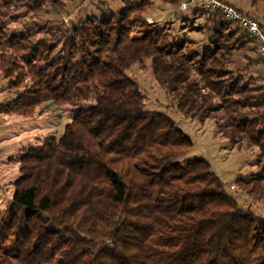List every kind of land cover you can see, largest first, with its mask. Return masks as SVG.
I'll list each match as a JSON object with an SVG mask.
<instances>
[{"label":"trees","instance_id":"obj_1","mask_svg":"<svg viewBox=\"0 0 264 264\" xmlns=\"http://www.w3.org/2000/svg\"><path fill=\"white\" fill-rule=\"evenodd\" d=\"M158 1L177 20L206 13V25L189 30L206 32L209 46L191 49L187 27L180 35L150 22ZM183 1L80 9L69 26L53 22L68 14L65 0L0 1V75L14 95L0 113L52 103L74 116L19 160L11 205L0 210V264H264V214L232 192L237 185L264 208V63L238 24L198 5L181 11ZM223 1L264 28V0L247 13ZM251 51L258 81L246 77ZM146 62L181 115L215 118L232 143L261 150L257 176L229 189L206 158L187 156L192 138L147 108L131 75Z\"/></svg>","mask_w":264,"mask_h":264},{"label":"rangeland","instance_id":"obj_2","mask_svg":"<svg viewBox=\"0 0 264 264\" xmlns=\"http://www.w3.org/2000/svg\"><path fill=\"white\" fill-rule=\"evenodd\" d=\"M2 1V0H0ZM68 4V14H64L61 18H54L53 22L62 20L69 26L74 15L83 9L87 13L90 11H100L101 8L114 9L123 8L122 0H65ZM185 2V1H183ZM180 5L181 9L182 3ZM227 2L235 5L244 12H251V0H227ZM257 11V10H256ZM176 13L178 11H175ZM174 10L163 5L161 2H154V5L148 11V15L159 24L167 25L171 32H177L183 35L182 27L191 26L202 28L206 22L207 14L204 12L193 16L191 12H181L180 16L184 17L183 21L177 20ZM260 12L259 14H261ZM187 17V18H186ZM186 18V19H185ZM13 27L14 25H10ZM170 27V28H169ZM186 36H190L195 40V44L191 45V49L196 50L199 47L209 46L207 33L186 31ZM251 49V48H249ZM251 57L249 66H247L246 77L248 80L252 78L260 79L262 65L260 64L258 55L249 52ZM237 55H234L236 58ZM233 58V57H232ZM232 59L236 66L241 60ZM240 62H239V61ZM237 61V62H236ZM245 60L243 59V62ZM233 64V65H234ZM132 77L139 83L143 93L146 95L147 108L154 111L166 112L177 125L188 134L194 146L188 152L189 158H206L212 165L213 170L218 177L228 184L235 185L236 180H249L259 174V161L263 154L261 150L250 144L248 139H242L237 143H232L224 136V132L218 128L217 119L212 118L201 123L198 120L186 118L181 115L167 96L165 90L156 80L150 66V62L143 65H135ZM14 95L5 87V83L0 75V105L8 103ZM71 107L57 106L52 103H46L42 106L32 109L27 114H5L0 113V210H6L12 202L14 193V183L18 179L19 160L25 155L30 148L40 145L44 139L55 136L60 138L63 135L65 126L73 120ZM223 121H219L221 125ZM219 124V125H220ZM233 193L237 192L239 201L243 206L252 205L253 208L264 214V208L261 205H254L252 201L235 185Z\"/></svg>","mask_w":264,"mask_h":264},{"label":"built area","instance_id":"obj_3","mask_svg":"<svg viewBox=\"0 0 264 264\" xmlns=\"http://www.w3.org/2000/svg\"><path fill=\"white\" fill-rule=\"evenodd\" d=\"M192 4L208 11H217L226 20L238 24L247 33L248 38L256 43L259 56L264 63V28L259 21L252 16L241 13L237 8L223 0H190L183 2L181 9L185 11ZM230 188L234 189L235 187L231 185Z\"/></svg>","mask_w":264,"mask_h":264}]
</instances>
